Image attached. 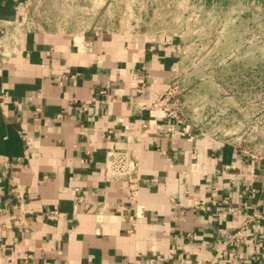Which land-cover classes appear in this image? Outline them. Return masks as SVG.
I'll list each match as a JSON object with an SVG mask.
<instances>
[{
  "label": "crops",
  "instance_id": "1",
  "mask_svg": "<svg viewBox=\"0 0 264 264\" xmlns=\"http://www.w3.org/2000/svg\"><path fill=\"white\" fill-rule=\"evenodd\" d=\"M29 7L0 0V264H264V159L186 120L183 90L149 105L182 75L181 47L56 31ZM124 149L138 219L127 181L105 175ZM252 217L233 254L219 230Z\"/></svg>",
  "mask_w": 264,
  "mask_h": 264
},
{
  "label": "rangeland",
  "instance_id": "2",
  "mask_svg": "<svg viewBox=\"0 0 264 264\" xmlns=\"http://www.w3.org/2000/svg\"><path fill=\"white\" fill-rule=\"evenodd\" d=\"M28 16L91 39L178 44L183 117L264 152V0H30Z\"/></svg>",
  "mask_w": 264,
  "mask_h": 264
},
{
  "label": "built area",
  "instance_id": "3",
  "mask_svg": "<svg viewBox=\"0 0 264 264\" xmlns=\"http://www.w3.org/2000/svg\"><path fill=\"white\" fill-rule=\"evenodd\" d=\"M22 25V24H21ZM8 34V27L7 25L0 27V35H6ZM0 49L3 51V54H6L4 45L2 42H0ZM174 88H177L176 86ZM174 88L171 89V91L162 97L155 98L149 105L153 106H159L169 100L170 96H174ZM139 91H142L140 89ZM101 94L106 95L107 91L102 90ZM147 103H143V106H147ZM170 116H174L177 119L180 118V114L177 110L172 109L169 111ZM249 153L248 151H246ZM251 157L253 158H260L264 159V152L262 153H256L252 154L249 153ZM140 171V161L139 158L134 155L130 149H124V150H114L110 151L107 156L106 164H105V175L108 180H126L128 184V190H129V199L132 203L135 205L136 210V217L135 219H138L140 217H143V211L144 208L142 205L139 204V195H140V183L138 180V173ZM134 176V177H133ZM224 203L229 204V201L227 199L224 200ZM212 204L216 205L217 200L213 199ZM201 208L207 210L210 209V206L201 205ZM229 210L233 214H237L239 212L238 208L234 206H230ZM253 220V217L249 219L247 222H245L240 229L236 230L235 232H228L226 229L222 228L219 230L220 235L225 236L227 238L226 244L227 247L233 248V254L237 253V249H235L236 244L243 243L245 241V234L247 230L249 229L250 221ZM229 249L224 250V254L228 253ZM195 264H241V261L237 260L233 257L232 259H224L220 258L214 261L209 260H199Z\"/></svg>",
  "mask_w": 264,
  "mask_h": 264
}]
</instances>
